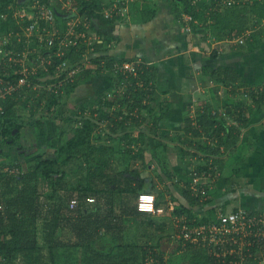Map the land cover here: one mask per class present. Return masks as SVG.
Returning a JSON list of instances; mask_svg holds the SVG:
<instances>
[{"label": "rangeland", "instance_id": "rangeland-1", "mask_svg": "<svg viewBox=\"0 0 264 264\" xmlns=\"http://www.w3.org/2000/svg\"><path fill=\"white\" fill-rule=\"evenodd\" d=\"M72 1L65 0L64 6H67V10L60 9V13L55 15L56 22H50L43 18L41 10L44 8L46 13H50L57 6V0L43 1L45 3L41 0H7L0 4V63L9 61L5 57L12 55L14 61L21 62V68L26 74L39 70L45 72L36 84L38 89H32L36 91H31L32 98L28 103V107L32 108L33 106L36 111L29 114L30 110L28 112L27 108L24 110L27 115L5 120V125L11 121L20 125L19 136L17 137L19 142L12 144L10 134L0 132V172H16L17 170L11 167V164L16 161L22 169L27 170L29 165L35 163L37 159L58 158L60 147L78 128L84 125L85 120L81 124L80 120L86 118L98 119L99 121L102 112L114 111L121 107V99L123 98L118 99L115 96L119 97V95L124 94L123 91L127 90V87L122 88L127 85V81L113 79L115 76L116 79L118 78L117 73H108L103 70L102 73L93 74L91 77L86 75V78L80 80L78 86L69 89L66 81L70 74H78L79 71L86 72L88 67L96 66V62H91L94 57L107 55L118 60L137 57L155 64L159 68V78L156 83L155 100L151 102V107L154 109L153 113L158 114L163 111L162 103L165 101L167 104L170 103L166 115L161 120L165 124L159 125L158 130L152 132L150 128L153 124L151 121H153L154 114L148 108H144L141 118L142 120L147 118L148 126L146 127L144 123H135L130 127L132 133L125 142L127 145L129 142L133 146L138 145L139 147L141 145L144 149L143 152L149 148L152 154L151 158L153 157L150 161L154 162L155 167L158 165L160 176L166 181L162 186V195L157 197L160 203L161 196L168 200L167 205L163 204L167 212L163 216L153 215L149 217L158 222L157 225L151 226L152 228H142L137 219H126L128 221L125 235L130 241L146 244L149 248H159L160 253L167 258V262L172 264V257H177V255L188 250H196L193 243L184 238L180 221L175 220V218L180 220L178 219L180 216L186 215L180 214L176 209L179 203L183 201L181 188L187 184V180L191 181V171L196 168H192L193 164L197 162L194 157L205 162L208 157L209 159L215 157L220 159L232 151V148L227 150L225 147V150H221L220 153L209 152V148L214 149V142H216L214 134L207 136L203 134L201 137L192 138L186 130L187 123L185 120L189 117L187 112L196 113L198 108L203 111L202 107L199 106L200 103L202 104L203 100L218 94L227 98L233 96L240 101H247L245 109L251 116L257 107L252 106L250 100H246L251 96L250 93H248L249 97L243 93L232 95L233 86L237 85V88L242 90L244 88L242 85L238 83L227 86L217 82L206 74L203 68L205 65L215 66L221 63L237 66L236 68H239L241 72V79L248 83L247 86L264 84V32H259L255 40L252 41L255 48L250 49L248 46L238 49L231 46L233 42L229 39H223L219 36L220 31L216 27L218 25H214L216 19L212 15L213 11L217 9L216 4L211 5L206 13H203V18H200L201 22L206 24L203 31L191 33L190 30L187 32L182 24H176L178 22L175 6L181 0H100L95 5L98 14L90 22L82 21L79 15L80 9L72 6ZM141 2H154L153 5L158 6V14L149 22L135 23L132 20V14ZM116 10H120L122 14H116L114 17L117 19L109 23L104 14L113 15ZM204 16L207 18L206 23ZM34 22L37 23L36 28L32 26ZM249 26L256 25L251 22ZM16 41L26 44V49L21 58L14 57L15 50H10V47H16ZM97 42L103 43L104 46L100 51L94 52ZM56 45L76 46L77 49L86 48L84 65L76 68L71 65L68 59L62 62V52H56L54 49ZM214 48L218 50L219 58H213L211 50ZM101 64L104 65L103 62ZM59 81L62 86L55 87ZM48 92L53 93V103L49 104L47 98L39 101L40 95L43 96ZM112 99L116 103H112ZM221 99L225 104L226 98ZM190 100L191 104H195L187 111L190 105L185 102ZM38 102H40L39 106L37 105ZM182 105H184V113L179 112ZM259 113L263 114L262 112ZM181 115L184 117L183 122H178V124L176 122L177 125L174 124L175 127H172V117L174 116V119L179 116L182 118ZM228 120L229 118L226 122ZM106 121H102V123H106ZM261 122V129L240 151V154L239 151H235L237 150L236 147L228 155V165L221 177L215 182L209 181V198L212 202L206 207L207 210L215 208L219 214L222 212L229 213L239 208L245 210L247 214L252 213L258 216L264 214V138L260 134L261 131L264 133V120ZM98 126L97 130L94 131L96 134L93 133L92 141L102 144L99 143L100 139L94 136H98L97 133L99 134L102 129L106 128L101 125ZM98 129L100 130L98 131ZM107 131L104 130L102 138L109 139ZM17 132L18 130L15 131V133ZM120 136L121 133L116 134L114 138L120 139ZM149 137L151 140L148 139ZM140 139L143 142H140ZM216 139L219 141L220 137L218 136ZM158 141L164 142L166 145H156ZM192 143L193 148L187 149L186 146L188 147ZM116 145L113 147L115 148ZM127 145H125V149ZM198 145L201 147L198 148ZM177 152L182 160L175 154ZM195 153L198 155L194 156ZM135 154L127 153L129 160L133 159L132 155ZM114 156L113 167L116 164L120 168L121 165L125 166V163L128 162L116 155ZM106 158L112 159V156L108 155ZM136 159L134 158V165L132 166H135L136 161H138ZM159 159L162 163L165 162L163 170L162 167H159L161 164ZM138 167H142V163ZM174 167L182 170L174 169ZM68 180L72 182V186L77 185L75 178ZM51 191L56 198L58 196L68 197L66 190L60 189L56 192L55 188H51ZM51 201H55V199L52 198ZM169 202L172 204L170 205ZM93 205L92 210L98 206V200ZM164 221L166 225H164ZM38 228L40 231L39 246L45 248L43 220L39 221ZM64 235L66 238L70 237L68 232ZM117 242L114 239L102 238L96 246L98 249L106 250L115 246ZM209 248V245L202 247L205 251ZM36 254L40 256L38 264H50L48 251L43 249ZM174 254L177 255L174 256ZM21 256L22 258L17 256L13 259L11 264H26L23 255ZM175 260L177 258L173 260V263L179 264L174 262ZM199 261L202 260H198V263ZM191 262L192 260L187 259L186 261L182 260L181 263L190 264ZM249 264H264V262L258 255V258L251 260Z\"/></svg>", "mask_w": 264, "mask_h": 264}, {"label": "trees", "instance_id": "trees-1", "mask_svg": "<svg viewBox=\"0 0 264 264\" xmlns=\"http://www.w3.org/2000/svg\"><path fill=\"white\" fill-rule=\"evenodd\" d=\"M4 1L7 0H0V4ZM43 1L47 2L48 0ZM43 1L41 0V2ZM64 2L65 0H57V6L53 8L56 16L60 13L61 8L67 10ZM99 2L100 0H73L72 6L80 9L79 15L82 21L86 20L90 22L98 14L95 5ZM153 3L141 2L132 14V20L135 23H146L155 18L159 9ZM213 4L217 5V9L213 11L212 15L216 19L214 25H218L216 27L220 31L219 36L223 39H232L247 32V29H252V39H248L243 45L232 43L231 46L238 49L248 46L250 49L255 48L252 41L255 40L259 32H264V0H181L175 6L176 20L178 22L176 24H182L187 32L189 30L191 33L203 31L206 24H203L200 18H203V13H206L207 9ZM48 5L51 6L50 4ZM56 16L51 22H56ZM104 16L108 19L109 23L117 19V17H110L105 14ZM204 19L206 23V16H204ZM251 22L256 26H249ZM77 29L80 30L78 27ZM15 45L16 47H10V50L13 49L17 53L13 54L14 57L21 58L26 49V44L16 41ZM103 46V43L97 42L95 43L93 51L98 52ZM64 47V45H56V48H54L57 53L62 52V62L68 59L71 65H74L76 68L84 65L86 60L84 52L87 50L86 48L77 49L76 46H67L64 49ZM211 54L213 58H219V53L216 48L211 50ZM9 56L5 58L8 59ZM125 61L136 62L137 72L135 74L128 73L126 76L122 72H119L117 79L116 76L113 77L115 80H127V85L122 88L125 89L127 87V90L123 91V95H119V97L115 96L118 99L123 98L121 99L120 108L114 111L107 110L102 112L99 117L101 120L99 121L98 119H82V122L85 120L84 125L78 128L67 139L64 145L60 147L58 158L37 159L35 163L29 165L27 170L22 169L16 161L11 164V167L17 170L16 172H0V264H11L12 260L17 256L22 258L21 255H23V260L26 264H38L40 256H37L36 253L43 249L48 251L50 264H146L147 258L152 256L156 259L152 264H160V262L165 261L166 258L160 253V250L155 251V247L149 248L146 244H139L125 237L118 238L117 244L106 250L98 249L96 246L98 241L107 237L108 232H115L117 230L120 233V231L122 232L124 230L123 223L125 216H145L144 218H140V220L147 222L153 227L158 222L151 220L149 217L153 215L163 216L167 212L163 204L158 202V197L156 205L164 209L161 214L140 211L138 209L139 194L144 191L153 192L142 188L146 178H143L137 169L140 167H135V169L128 171L125 169L118 171L113 167V159L106 158L107 154L112 156V158L116 155L115 148L92 141L93 133L100 121L107 120L108 137L111 141L114 139L113 135L115 133H119L120 131L124 132L123 134L121 132L120 136L121 140L124 141L123 148L127 145L125 140L131 136V126L135 123H144L146 127L148 126L147 118L142 120L141 115L144 108H148L151 113L154 112L153 107H151V102L155 100L156 83L159 78L158 66L137 57L118 60L107 55H97L91 60L92 63L96 62V66L88 67L86 72L79 71L75 78H69L66 82L71 90L78 86L80 80L86 78V75L91 77L93 74L102 73L103 70H106L108 73H116L114 68L115 64H121ZM101 62L104 63L103 66ZM20 68L21 62L18 61L1 62L0 86L17 81L20 76ZM50 70H52V67H50ZM203 70L213 80L227 86L238 83L243 87L248 85L247 82L241 79L239 69L233 65H205ZM44 74V71L39 70L36 75H32L30 86L27 83L18 91H14L12 94L6 93L4 97L0 98V132L3 131L5 134H10L12 144L19 142L17 137L19 136L20 125L13 121L5 125V120H12L27 115L24 113V110H27V108L28 112L30 110L29 114L36 111V108H33V106L29 108L28 103L30 98H32V86L37 84ZM256 86H264V84H257ZM237 87V85L233 86L232 95L240 93ZM247 87L255 86L249 85ZM44 95H40L39 101L47 98L48 103L52 104L54 101L53 93L48 92ZM261 96L262 99L259 103H264V95L262 94ZM221 98H226L227 101L225 104ZM113 102L116 103L114 99H112ZM165 102L161 104L163 111L158 114L153 113V121H151L153 124L150 128L152 132L158 130L160 121L166 115L167 108L170 106V103L167 104ZM190 102L191 100L187 102L190 105L187 111L192 106L194 107L195 103L191 104ZM220 103L222 104L220 105ZM247 103V101H240L233 96L227 98L218 94L203 100L202 104L200 103L199 106L202 107L203 111L198 108L196 113L187 112L189 117L186 119V130L191 134L192 138L201 137L203 134L204 136L214 134L215 139L219 136L220 140L214 142V149L209 148V152L213 154L220 153L222 146L226 147L227 150L232 148V151L220 159L216 157L212 158L211 165H207L210 160L208 157L207 161H200L202 165L197 163L198 165L194 164L192 166V168L196 167L195 169H199L201 172H206L207 174L204 175L205 177H202L203 173L197 174L198 176H202L200 177L201 180L199 181L198 189L194 190L192 178L196 175L193 174V169L191 171V181L187 180V184L181 188L183 201L179 203L176 211L186 215L180 216L178 218L180 220L175 218L176 221H180V225H201L209 224L213 221L219 223L222 222V216L228 214V212L217 214L218 211L215 208L207 210L206 207L212 202L211 198H209V181L215 182L221 177L224 173L223 165L228 155L238 147V142L243 138L242 132L250 123L252 117L248 110L245 109ZM37 105L39 106L40 102ZM124 107L125 109H123ZM227 118L231 121L228 122V120L226 122ZM14 130H18V132L15 133ZM142 139L144 140V138ZM207 142L209 143V140ZM160 144L166 145V143L161 141H158L156 145ZM193 146L192 143L189 145V148H193ZM197 147L200 148L201 146L198 145ZM134 149L133 144L129 142L127 148H124L123 151L132 154L136 152ZM143 150L142 148L135 155H132L133 159L131 162L134 158H137L136 160L141 159L144 161L143 163H147ZM196 155L198 154L195 153L194 156ZM159 161L161 162L160 159ZM163 164L165 162L159 164L162 170ZM211 166L217 170L219 169V172L212 170L210 168ZM71 178H75L77 185H71L72 182L68 180ZM103 178H106V184L101 181ZM190 183L191 185H189ZM51 188H55L56 192L60 189L66 190L68 197L58 196L56 198ZM104 190L109 191L112 195L110 196V199H112L110 204H113L115 200L114 194L119 192L123 193L121 198V214L117 216L112 215L114 212L113 206L109 208L104 216L94 214L98 208L97 206L94 210L91 209L94 207V203L89 205L88 212H84L86 207L83 205L84 202L92 194L103 195ZM52 198L55 201H51ZM73 199L78 200L75 208H72L70 205ZM238 211H241V209L233 210V212ZM243 211L247 216L246 221H248L245 224V230L249 234L243 237L242 234H238L237 237L239 238L237 242L228 234H224L225 236L219 234L217 238L221 236L222 242L216 244L215 241H206V244L209 247H216L219 252L223 253L229 252L230 248H234V253L231 255L228 254L229 258L237 262L243 261L238 264H249L251 260L257 259L258 255H263L264 257V235L262 234L264 227L262 226L263 224L259 225V221L257 220L258 215L252 213L247 214L245 210ZM253 217L257 220V225L255 223L253 225L250 224V219ZM41 220H43L44 224L45 248L39 246L40 231L38 223ZM164 225H166L165 221ZM67 232L70 234L69 238H66L64 235ZM211 250L207 249L205 251L202 248L188 250L183 252V254H174L177 257H172L171 261L174 264L173 260L177 258L174 262H178L179 264H184L181 263L182 260L186 261L187 259L192 260L190 264H211L214 260ZM198 260L202 261L198 263ZM166 261L168 260L166 259Z\"/></svg>", "mask_w": 264, "mask_h": 264}, {"label": "built area", "instance_id": "built-area-1", "mask_svg": "<svg viewBox=\"0 0 264 264\" xmlns=\"http://www.w3.org/2000/svg\"><path fill=\"white\" fill-rule=\"evenodd\" d=\"M41 6V5H40ZM118 6L116 5V8ZM39 8V7H38ZM36 8V9H38ZM54 10V9H53ZM51 10L50 13H46L44 11V8H42L41 10V14L43 15V18L47 19V21H53V19L55 18V14L54 11ZM38 11V10H37ZM116 14H122V12L120 10H116L115 14L113 15H107V16H115ZM22 17H24V15H22ZM36 22L33 23V27L36 28ZM252 29H247V32L242 33L239 36L233 37L232 39H229L231 42L236 43V44H245L246 41L248 39H252ZM9 61H12V55L9 56L8 58ZM6 62V61H4ZM115 70L116 73L118 74L119 72H122L123 74H128V73H132L135 74L137 72V63L134 61H125L122 62L121 64H115ZM38 71H31L28 74H26L24 72V70L22 68L19 69V74L20 76L18 77L17 81L13 82V83H8L4 86H0V98L4 97L7 94H12L14 91H18L21 87H23L24 85H26L27 83H29V86L31 85V79H32V75H36ZM76 74H70L69 78H75ZM61 78V77H60ZM68 78V79H69ZM122 80H126V79H122ZM127 81V80H126ZM62 86L60 84V81L58 82V84H56L55 87H59ZM35 89H38V85H34L32 86ZM59 90V89H57ZM243 93L244 95L248 96V93L251 94V96L249 98H247L246 100H250L252 106L255 107V105L259 104L260 99H262V94L264 95V86H255V87H244L242 90H240V94ZM82 123V121L80 120V124ZM217 141V139H215ZM221 150L224 151L225 147L222 146ZM213 159L210 158L209 162L207 163V165H211L212 164ZM212 170H216V172L219 170H217L215 167H210ZM219 172V171H218ZM198 173H203L201 176L205 177L204 175L207 174L206 172H201L199 169H194L193 170V174L196 175L193 178V189L196 190L198 189V184L199 181L201 180V176H198ZM142 195H152L154 197V200L151 202L152 203V210L151 211H144L140 209V204L142 203H147L146 201H143L140 199V197ZM87 201L89 203H93L96 201L95 197H89L87 199ZM78 200L73 199L71 201V207L75 208L77 206ZM157 196L155 193L153 192H148V191H144L141 192L138 196V209L140 211H144V212H148V213H154V214H161L163 212V208L162 207H158L157 205ZM264 214H262L261 216H258L257 220L259 221V225L263 224L262 226L264 227ZM246 214L244 213L243 210L238 211V212H229L228 214H225L222 216V222L216 223V222H210L209 224H201V225H190V224H184L182 226V232H183V236L187 241H190L193 243L195 248H202L207 246L206 241H215L216 244L222 242V238L221 236L217 238V235H221L225 236L224 234H228L232 237V239L237 242L238 238L237 235L238 234H242L243 236H246L247 234H249V232H247V230H245V224L248 223V221H246ZM257 220L253 217L252 219H250V224L253 225V223H255V225H257ZM263 235H264V230L262 231ZM260 233V232H258ZM226 238V237H225ZM227 240V239H226ZM242 243V242H241ZM214 248V249H213ZM211 250L212 255L214 256V260L213 262H211V264H238L240 262L237 261H233L232 259L229 258L228 254H233L234 253V248H230L229 252H219L217 250L216 247H211L209 248ZM155 251H159V248H155ZM166 258V257H164ZM260 258L262 259V261L264 262V257L263 255H260ZM167 259V258H166ZM164 262H160V264H168V262L166 261ZM245 260V258H244ZM156 261V259L152 257L147 258L146 264H152ZM159 264V263H158ZM244 264V263H241Z\"/></svg>", "mask_w": 264, "mask_h": 264}, {"label": "crops", "instance_id": "crops-1", "mask_svg": "<svg viewBox=\"0 0 264 264\" xmlns=\"http://www.w3.org/2000/svg\"><path fill=\"white\" fill-rule=\"evenodd\" d=\"M130 30H132V29H130ZM157 52V51H156ZM222 64V63H221ZM224 64V63H223ZM237 67V66H236ZM239 69V68H238ZM186 98H184V100H185ZM187 100V99H186ZM261 100V99H260ZM186 104H187V101L185 102ZM220 105H221V103H220ZM255 106H257L256 108H255V111L252 113V117H251V121H250V123L244 128V130H243V132H242V140H240L239 142H238V147H237V150H235V151H239L238 153L240 154V151H242V149H244L246 146H247V144H248V142L249 141H251V139H253V137H255V135H257V133H258V131H259V129H261V127L262 126H260L261 125V121L262 120H264V103H259L258 105H255ZM183 107H184V105H182V109L181 110H179V112H183ZM186 107V106H185ZM178 112V113H179ZM259 112H262L263 114H260ZM176 113V112H175ZM174 113V114H175ZM184 113V112H183ZM173 114V115H174ZM184 115V114H183ZM183 115H181L182 116V118L179 116V117H176V119H174L175 117L173 116L172 118V122H171V126L172 127H175V125H177L178 124V122L180 123V122H183V120H184V117H183ZM177 116V115H176ZM263 118V119H262ZM186 121V120H185ZM176 122H177V124H176ZM165 123H164V121H160V126H162V125H164ZM175 124V125H174ZM99 125H101V126H104L106 129H102V131H100L99 132V134L97 133V135L98 136H94L95 138L96 137H98L99 139H100V142L99 143H102V145H109V146H115L116 145V143H117V145H116V147H115V150H116V156H118L119 158H121L123 161H128V162H126L125 164V166H120V168L119 167H117L116 166V164H115V166H114V168H116L118 171H121V170H123V169H125L126 171H128V170H133V169H135V167H138V165H140L141 163H142V167H140V168H138V170H139V172L141 173V176L143 177V178H146L145 179V182H144V185H143V189H147V190H151V191H153L157 196L158 195H162L161 193H163V188H162V186L165 184V179L164 178H162L161 176H160V171H158V165H157V167H155V165H153L154 164V162L152 161H150V160H152L153 159V157L151 158V153H150V151H149V148H147V149H145V151H144V156H145V160L147 161V163H143L144 161L143 160H140V159H138V161H136V164H135V166H132V165H134V162L132 161L131 162V160H129V158H128V156H127V153H126V151H123L124 150V148H123V144H124V141L123 140H121V138L120 139H113L112 141L111 140H109L110 138L108 137V135H109V130H108V127H107V124L106 123H102V122H100L99 123ZM99 126H97L95 129L97 130V128H98ZM100 129H98V131H99ZM104 130H108L107 131V137L109 138V139H105V138H102L103 137V132H104ZM122 131H120L119 133H115L113 136H115L116 134H120ZM94 134H96V132H94ZM261 136H262V138H264V133H262V131H261ZM149 140H151V137H149L148 138ZM245 139H247V140H245ZM115 141H116V143H115ZM140 142H143V140L142 139H140L139 140ZM96 143V142H95ZM260 143H261V140H260ZM98 144V143H97ZM136 144V143H135ZM141 146V145H140ZM138 147V145L136 146V145H134V147L136 148V151H138V150H141L142 149V146L141 147ZM186 148L187 149H190L189 148V146L187 147L186 146ZM261 148H263V145H261ZM52 149V148H51ZM153 149V148H152ZM246 152V151H245ZM136 153V152H135ZM178 157H180L181 158V156L179 155V153L177 152V153H175ZM262 154V153H261ZM109 154H107L106 156H108ZM123 155H125V157H122ZM114 158H115V156H113V162H114ZM173 158H175V156H173ZM228 158V157H227ZM181 160H182V158H181ZM194 160H196L197 162L195 163V164H197V163H199V165H202V162H200L201 160H198L197 158H194ZM122 162V161H121ZM131 163V165H129V164ZM112 165V164H111ZM120 165V164H119ZM194 165V164H193ZM198 165V164H197ZM227 165H228V160L226 159V161H225V163H224V165H223V170L225 171V169H226V167H227ZM192 166V165H191ZM190 166V167H191ZM134 167V168H133ZM160 167V166H159ZM174 169H179V168H177V167H174ZM174 174H175V172H174ZM158 176V177H157ZM102 182H104V184H106L107 182H106V178H103L102 180H101ZM168 183V182H167ZM105 191V190H104ZM103 195H98V194H92L91 195V197H95L96 198V201L98 200V208L96 209V211H95V213L94 214H99V215H103L104 216V214H106L107 213V211L109 210V208H111L112 206H113V209H114V212L112 213V215H115V216H117L118 214H121V209H122V207H121V198H122V196H123V193L122 192H119V193H116V194H114V198H115V200H114V202H113V204H110L111 203V200L112 199H110L111 197L110 196H112L111 195V193H109V191H105V192H103L102 193ZM95 201V202H96ZM109 201V202H108ZM160 201H161V203L162 204H164V205H167L168 204V200L166 199V198H162V196H161V199H160ZM95 202H93V203H95ZM234 202V201H233ZM170 203V205L172 204V202H169ZM90 204H92V203H89L88 201H85L84 202V204L83 205H85L84 207H85V209H84V212H88V207H90L89 205ZM90 212H91V209H90ZM145 217V216H144ZM143 216H125L124 217V223H123V231L121 232L120 231V233L117 231V230H115V232H108L107 233V237H105L104 239H114V240H118V238L120 239V238H123V237H125V238H128L126 235H125V233H126V228H127V221L128 220H126V219H128V218H132V219H137L138 221H139V223H140V226L142 227V228H147V227H150V228H152L151 227V225H149L147 222H143V220H140V218H144ZM147 217V216H146ZM112 230V229H111ZM112 231H114V230H112ZM125 235V236H124Z\"/></svg>", "mask_w": 264, "mask_h": 264}, {"label": "clouds", "instance_id": "clouds-1", "mask_svg": "<svg viewBox=\"0 0 264 264\" xmlns=\"http://www.w3.org/2000/svg\"><path fill=\"white\" fill-rule=\"evenodd\" d=\"M141 200L146 201L147 203L140 204V209L144 211H151L152 210V201L154 200V197L152 195H142L140 197Z\"/></svg>", "mask_w": 264, "mask_h": 264}, {"label": "bare ground", "instance_id": "bare-ground-1", "mask_svg": "<svg viewBox=\"0 0 264 264\" xmlns=\"http://www.w3.org/2000/svg\"><path fill=\"white\" fill-rule=\"evenodd\" d=\"M236 44V43H235ZM241 45H243V44H241Z\"/></svg>", "mask_w": 264, "mask_h": 264}, {"label": "water", "instance_id": "water-1", "mask_svg": "<svg viewBox=\"0 0 264 264\" xmlns=\"http://www.w3.org/2000/svg\"><path fill=\"white\" fill-rule=\"evenodd\" d=\"M16 130H14V132H15Z\"/></svg>", "mask_w": 264, "mask_h": 264}]
</instances>
